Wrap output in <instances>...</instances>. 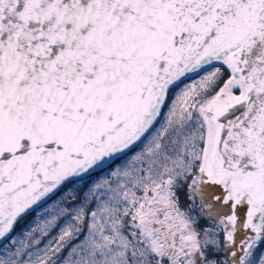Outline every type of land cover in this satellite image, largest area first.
Segmentation results:
<instances>
[{"label":"snow or ice","instance_id":"1","mask_svg":"<svg viewBox=\"0 0 264 264\" xmlns=\"http://www.w3.org/2000/svg\"><path fill=\"white\" fill-rule=\"evenodd\" d=\"M0 264H264V0H0Z\"/></svg>","mask_w":264,"mask_h":264}]
</instances>
